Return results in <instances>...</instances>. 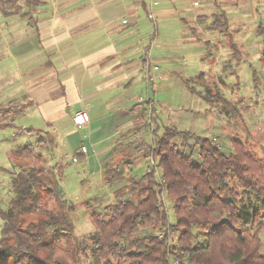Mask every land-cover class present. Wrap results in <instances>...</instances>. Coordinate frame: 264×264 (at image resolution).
Returning <instances> with one entry per match:
<instances>
[{"label":"trees","instance_id":"1","mask_svg":"<svg viewBox=\"0 0 264 264\" xmlns=\"http://www.w3.org/2000/svg\"><path fill=\"white\" fill-rule=\"evenodd\" d=\"M42 2L0 0L6 16L18 14L30 24L34 22L30 8ZM212 16V28L229 34L227 11ZM257 31L264 47L263 22ZM235 58L239 59L238 54ZM253 71L257 89L258 75ZM204 97L239 111L219 92L210 90ZM147 111L142 109L136 117L139 130L148 121ZM219 138L167 126L146 148V156L153 155L155 165L142 174L127 175L128 183L116 190V200L102 207L84 201L95 230L82 239L75 233L70 208L43 167L38 174L19 173L10 206L0 205V264H264V223L256 226L264 217V160L248 141L235 137L226 151L217 144ZM35 151L29 143L17 152L32 156ZM111 170L115 171H106L110 181ZM39 189L55 196L59 208L28 220L41 198ZM169 202L176 215L173 222ZM195 229L205 232L203 241H196Z\"/></svg>","mask_w":264,"mask_h":264},{"label":"rangeland","instance_id":"2","mask_svg":"<svg viewBox=\"0 0 264 264\" xmlns=\"http://www.w3.org/2000/svg\"><path fill=\"white\" fill-rule=\"evenodd\" d=\"M195 1L158 0L157 9L161 14L158 15L157 24L148 20L150 28L147 32L153 34L157 27L162 41L174 43V46L168 49V52H175L173 57L158 63L161 69H168L171 72L167 76H153V80L144 78L142 81L145 84L135 93L147 98L150 91L157 89L153 96L159 109V119L154 127L159 134L163 133L167 126L188 129L203 136L215 134L220 136L217 144L226 151L232 147V140L239 137L243 141H248L259 157L264 160L263 37L257 31L258 23L260 21L264 23V0H198L199 4H195ZM241 4L243 10L241 12L237 10L235 15L234 11L231 19L236 27L235 32L237 35L241 33L243 38L241 43L240 37L235 35L236 41L243 50H241L242 55L239 56L241 63L235 71L228 72V76L223 79L224 82L211 76H204L199 78V81L193 82L196 88H199L197 81L204 84L200 86L202 92L209 93L206 85L210 84L213 90L219 91L230 99L239 110L230 111L232 108L227 110L223 102L209 103L199 93L189 89L186 78L192 74L190 70L194 69H189L187 65L196 63L197 66L205 68L204 70H210L213 62L208 59L194 61L185 53L189 47L184 44L186 42L183 39L188 37L186 32L190 29L189 25L193 24L195 14L207 12L210 7L212 9L209 11L213 9L218 11L220 8L236 10ZM0 17L4 18L2 12ZM196 22L203 25L210 23L202 16H199ZM19 32V34L29 32L30 38L37 42L36 31L31 26H25ZM18 41L16 37H10L5 31L3 35L0 34V205L4 208L10 206L11 199L15 195L14 179L19 173L38 174L39 167L42 166L43 171L53 178L61 201L70 208V214L75 223V233L79 239H82L95 230L90 211L85 208L84 201L102 207L103 204L116 200V190L128 183L127 172L123 171L126 166H122L123 163L128 164L127 156H130L131 161H137L135 169L134 167L130 169L131 173L135 174H142L152 163L155 165V159L153 155L143 157L144 159L140 158L143 148L135 149L137 142H131L126 146L128 153L124 155V158L116 159L110 156L106 158L107 155L100 158L93 155L88 133L81 127L73 126L67 108L62 109L60 101L55 100L60 98V95H50L45 103L40 100L30 101L29 87L26 84L29 80L26 75V63L30 50L27 52L24 44H19ZM36 48V45L33 46L31 53H34ZM195 49L197 51L204 48L197 46ZM227 56L231 54L225 55L221 61L226 62L229 59ZM184 68L186 71H181ZM254 69L258 75L257 89L254 82ZM208 73L206 72V75ZM153 82L157 84L155 89L152 87ZM221 84L225 89L220 88ZM20 103L25 104L24 109H7L10 105ZM130 120L132 121V118ZM152 122L153 119L151 121L148 119L143 129L147 144L152 143L154 134ZM30 126L34 127L33 131L27 129ZM41 138L46 141L38 145L37 141ZM118 138L115 136L110 139L116 140L115 147L122 140ZM129 138L135 140L136 135ZM29 143L35 145V153L32 156L25 153L19 155L17 151ZM83 145L90 149L86 154L81 153ZM115 150L116 148L113 150L114 153ZM107 160L110 162L106 169L114 168L119 162L122 167V170L121 168L111 170L110 173L114 172V178L111 181L106 178V169L101 163ZM39 190L41 198L34 211L27 215L28 220L59 208V202L55 196L50 195L45 189ZM240 190L243 192V187L240 186ZM168 206L170 220L173 222L176 219L175 211L171 202ZM261 223H264V217L256 226ZM2 224L3 220L0 218V227ZM195 232L196 241H203L205 232L198 229H195ZM261 238V252L264 254V228L261 230ZM83 264L92 263L84 262Z\"/></svg>","mask_w":264,"mask_h":264},{"label":"crops","instance_id":"3","mask_svg":"<svg viewBox=\"0 0 264 264\" xmlns=\"http://www.w3.org/2000/svg\"><path fill=\"white\" fill-rule=\"evenodd\" d=\"M196 2H199L198 0L195 4H199ZM157 4L158 0H43L42 4L30 8L34 15V22L31 24L27 18H21L18 14L6 16L0 4V12L4 16L0 17V34L3 35L4 31L9 33L10 37L19 40V44H24L27 52L30 50L26 63V75L29 79L26 82L29 87L28 98L30 101L40 100L45 103L50 95H60V98L55 100L60 101L62 109L67 108L72 125L76 127L79 126L74 121L75 113L80 109L88 110L90 121L81 128L88 133L92 154L100 158H104L105 155L106 158L109 156L116 159L124 158L128 153L126 146L131 142H137L135 149L143 148L140 158L147 157L145 152L149 144L143 136L145 126L141 130L136 126V117L146 107L149 113L147 118L150 121L153 119L152 142L164 133L159 134L154 127L159 119V109L154 98L157 84L153 82L152 87L155 90L150 91L147 98L135 93L145 84L142 80L146 77L148 79L149 74L152 77L149 79L153 80V76H167L171 72L168 69H161L158 63L173 57L175 52H168V49L174 46V43L162 41L157 27L153 34L147 32L150 28L148 20L157 24L158 15L161 14ZM210 9L212 8L194 15L193 24L189 25L190 32H186L188 37L183 40L189 47L185 53L194 61L208 59L213 62L210 70H204L205 68L197 66L196 63L188 64L189 69H194L190 70L193 75H185L189 89L213 104L218 102H210L204 97L209 93L202 92L200 86L204 84L198 81L201 77L211 76L224 82L223 79L228 76V72L235 71L241 63V58L237 59L235 56L242 55L243 50L236 41V27L231 19L233 12L235 11V15L236 11L241 12L243 7L241 4L236 10L220 8L218 11L217 9L209 11ZM222 10L227 11L230 19L229 34L212 28V15ZM151 12L154 13V17L150 16ZM199 16L210 23L203 25L196 22ZM25 26H31L36 31L37 42L30 38L29 32L19 34ZM240 34L237 36L242 43L243 38ZM35 45L37 48L31 53ZM197 46L204 49L197 52L195 51ZM227 54L231 56H227L229 59L222 62ZM251 68L253 69L252 66ZM184 69L181 71H186ZM206 72H209L208 75ZM188 78L193 80L190 82ZM195 80H198L196 84L199 88L194 86ZM206 86L209 91L219 92L213 90L210 84ZM220 88L225 89L222 84ZM132 135H136L135 140L129 138ZM115 136L119 137V140L122 139L116 147L114 144L116 140H110ZM84 146L86 150H83ZM83 147L81 153L86 154L90 151L86 145ZM127 159L128 164H122L127 170L123 171L125 170L127 175L135 174L131 173L130 169L131 167L135 169L137 161H131L130 156H127ZM109 162L107 160L101 163L106 169ZM120 168L122 170L120 162L116 163L114 169ZM110 169L111 167L106 171Z\"/></svg>","mask_w":264,"mask_h":264},{"label":"built area","instance_id":"4","mask_svg":"<svg viewBox=\"0 0 264 264\" xmlns=\"http://www.w3.org/2000/svg\"><path fill=\"white\" fill-rule=\"evenodd\" d=\"M196 3H198V2H196ZM150 16L151 17H154L155 15H154L153 12H151L150 13ZM125 21H127V20L125 19ZM148 68H149V65H148ZM148 78H151L152 79V77L150 76V74L148 75ZM142 100H143V97H142ZM74 121H75L76 125L79 126V127H82V126L88 124L89 121H90V113H89V111L86 110V109H80V110H78L75 113V115H74ZM83 150H86V147L85 146L83 147ZM152 160H153V158H152ZM153 162H154V160H153Z\"/></svg>","mask_w":264,"mask_h":264}]
</instances>
